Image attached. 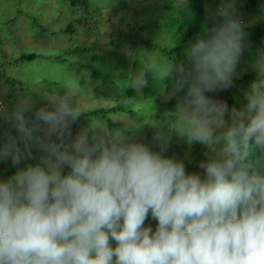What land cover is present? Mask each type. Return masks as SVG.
<instances>
[{
	"label": "clouds",
	"instance_id": "clouds-1",
	"mask_svg": "<svg viewBox=\"0 0 264 264\" xmlns=\"http://www.w3.org/2000/svg\"><path fill=\"white\" fill-rule=\"evenodd\" d=\"M226 3L161 70L172 132L81 125L66 97L2 111L0 164L15 171L0 178V264H264V48L230 106L251 41ZM174 136L203 149L199 171L168 155Z\"/></svg>",
	"mask_w": 264,
	"mask_h": 264
},
{
	"label": "trees",
	"instance_id": "trees-1",
	"mask_svg": "<svg viewBox=\"0 0 264 264\" xmlns=\"http://www.w3.org/2000/svg\"><path fill=\"white\" fill-rule=\"evenodd\" d=\"M69 1V7L75 13H81L80 17L75 20L79 26H87V32H90L92 26L94 30H97V36L100 33V26L107 23H100L102 20V6L98 1L91 2V0H63V2ZM148 0H112L109 4L111 6L108 11V15L119 18L120 23L125 22L127 25L120 27L110 21L108 23L114 25V30L109 34L108 41L105 42L104 48L108 50V57L100 56L102 61L108 62L102 64L108 67L104 71V75L100 72L97 64L90 65L89 67L81 66L78 70V76L81 69L88 70L93 80H100L105 76L106 84H109L110 90H107V94L111 96V105L103 109H97L95 111L88 110L81 112L80 124H87L94 120H100L104 122L108 129L124 127L127 128L130 135L139 137L141 134L146 133L151 136V131L154 130L153 125L149 120H142L145 115L149 116L150 113L156 112L167 114L172 104L169 103L171 99V81L165 80L161 75V70L170 65L178 64L182 59L183 48L197 34L203 31L206 27L211 26L214 21H210L212 12H216L218 7L223 3L224 8H227L226 0H155L161 4L159 9L146 8L142 10L143 2ZM237 15L242 19L246 25L245 31L249 34L251 41V51L245 52L242 57V61H249L254 55L256 49L264 48V0H236ZM129 9H132L131 13H126ZM119 12H124L120 15ZM161 16L163 24L149 23V16L156 15ZM137 15L139 18H137ZM149 17V18H148ZM97 19L94 23L90 24L91 19ZM127 18L126 20H124ZM128 18L130 21H128ZM215 21L219 18L217 16L212 17ZM154 20V19H153ZM34 22L41 27L39 20L35 19ZM109 24V26H110ZM111 29V28H110ZM106 27L101 28L102 31H108ZM157 29H164V41H153V38L146 37L143 34H147L150 30L157 31ZM61 37H69L71 43L76 38L77 29L73 25L68 23V26L62 30ZM54 36L59 33H52ZM68 36H67V35ZM29 39H25L28 41ZM45 41V40H44ZM2 43L0 44V46ZM125 49V53H121V50ZM92 48H83L76 50H69L48 56L47 59L58 62L67 63L69 56L76 54L91 53ZM148 55V58L155 57V62L143 60L144 55ZM37 55L33 53H23L20 57L9 60H1L0 63L5 62L0 67L6 65H13L17 62L34 61ZM113 61L122 70L123 78V91H114V87L120 86L116 77L108 74V69H111ZM241 75L237 77L234 87L221 93L220 98L227 101L230 106L239 107L243 103L244 93L247 91L248 85L254 77V74L244 73L241 71ZM117 79H120L119 77ZM0 80H3V84L0 85V100L6 104L14 103L19 98H24L27 101H31L40 105L49 103L45 100L43 103L37 101L38 94L31 93L30 87L23 88V81L11 78H5L0 73ZM142 80L144 83L138 85L137 81ZM77 81L82 83V79L78 78ZM105 85L102 84L101 87ZM56 90H60L58 86L53 83L52 88H47L45 94L47 96L55 95ZM47 91V92H46ZM51 91V92H48ZM23 94V95H21ZM119 94L121 96L119 97ZM61 97L64 96L62 91L59 92ZM156 115V114H155ZM159 115V114H158ZM169 120L165 122L164 129L172 132V126L175 123L174 117L168 115ZM0 120V124L3 121ZM136 125V127H133ZM76 127L73 128L75 132ZM222 130L218 128V131ZM201 150V151H200ZM203 149L199 145L189 144L185 140L174 136V142L170 148L168 155L175 154L180 159L185 160L188 165V171H199L196 167L197 163L203 159ZM15 169L9 168L5 174L11 175ZM151 224L155 228V222L149 219L146 221V226ZM114 243V242H113Z\"/></svg>",
	"mask_w": 264,
	"mask_h": 264
},
{
	"label": "rangeland",
	"instance_id": "rangeland-1",
	"mask_svg": "<svg viewBox=\"0 0 264 264\" xmlns=\"http://www.w3.org/2000/svg\"><path fill=\"white\" fill-rule=\"evenodd\" d=\"M98 1L102 8V20L101 23H107L100 26V33L97 36V30H94V26L91 27L90 32H87V26H79L75 23L81 13H75L69 7V1L63 2V0H0V61L9 59L13 60L21 56L23 53H33L37 55L34 61L17 62L13 65H6L5 67H0V73L5 78L17 79L23 81V88L26 86L30 87L31 93L38 94L39 103H43L45 100L52 101L55 98L53 96H47L45 90L47 88H52L53 83L58 86L60 90H56V97H61L59 92L62 91L63 97H66L70 104L74 107L80 109L81 112H86L88 110H96L100 108H106L111 105V96L106 92L110 88L109 84H106L105 76L100 80H93L90 76V72L85 69H81L80 76H78V70L81 66L89 67L90 65L97 64L100 72L104 75V71L108 67L102 64H107L108 62L102 61V58L98 59L96 63L94 61L102 57H108V50L104 48V44L109 39V34L114 30V25L108 23L110 21L120 27L127 25L125 22L120 23L118 16L113 17L108 15L109 4L112 0H91V2ZM183 2V0H181ZM142 10L150 7L153 10L159 9L161 4L155 0H148L143 2ZM221 9H225L223 3L218 7L216 12H212L210 21H215L212 17H216ZM132 9H129L126 13H131ZM123 15L124 12H119ZM156 15L149 16L151 19L149 23L153 22L156 24H163L161 16L157 13ZM148 17V18H149ZM137 18L138 15H137ZM39 20L41 27L38 26L34 20ZM125 18L124 20H126ZM154 19V20H153ZM97 20L95 18L89 20L90 24ZM128 21L129 18H128ZM68 23L72 24L73 27L77 29V34L75 40L71 43L69 37H61L62 30L68 26ZM110 24V26H109ZM106 27L110 29L108 31H102L101 28ZM59 33L58 35H53L52 33ZM164 29L162 31L157 29V31L150 30L148 35L143 34L146 37L153 38V41H164ZM67 35V34H66ZM68 36V35H67ZM25 39H29L25 41ZM45 40V41H44ZM83 48H92L91 53L87 54H76L69 56L67 63H58L47 59L48 56H53L60 54L67 49L76 50ZM125 49L121 50V53H125ZM254 56V55H253ZM252 56V57H253ZM251 57V58H252ZM155 57L148 58V55L143 56L145 61H153ZM155 62V60H154ZM5 62L0 63V66L4 65ZM241 71L244 73H251L248 70V61L243 60L240 67ZM108 74L116 77L117 82L119 81L120 86L118 88L114 87V91H123V74L120 67L113 61L111 69H108ZM120 79H117V78ZM78 78L82 79V83L77 81ZM3 84V80H0V85ZM104 84V87L101 85ZM36 91V92H34ZM47 92V91H46ZM51 92V91H48ZM23 95V94H21ZM121 94H119V97ZM27 101L24 98H19L18 101ZM110 102H109V101ZM13 103H5L0 100V115L2 111L7 109ZM156 114V115H155ZM159 114V115H158ZM168 113H150L149 116L145 115L142 120H149L152 125L165 127V122L169 120ZM2 122V121H1ZM136 127V125H133ZM9 130V126L4 122L0 124V131ZM77 129H75L76 131ZM74 132V131H73ZM11 134L15 135L14 130H11ZM201 151V150H200ZM11 168L9 164H0V178H6L9 174L5 172Z\"/></svg>",
	"mask_w": 264,
	"mask_h": 264
}]
</instances>
